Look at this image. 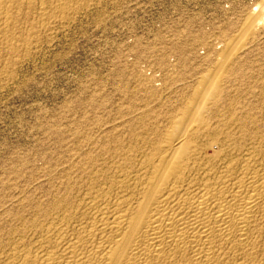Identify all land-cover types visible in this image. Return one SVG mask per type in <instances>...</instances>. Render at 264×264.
<instances>
[{"label":"rangeland","instance_id":"obj_1","mask_svg":"<svg viewBox=\"0 0 264 264\" xmlns=\"http://www.w3.org/2000/svg\"><path fill=\"white\" fill-rule=\"evenodd\" d=\"M40 1L0 37L2 234L79 192L113 141L140 156L157 132L264 124V0Z\"/></svg>","mask_w":264,"mask_h":264},{"label":"bare ground","instance_id":"obj_2","mask_svg":"<svg viewBox=\"0 0 264 264\" xmlns=\"http://www.w3.org/2000/svg\"><path fill=\"white\" fill-rule=\"evenodd\" d=\"M21 1L0 0V37L12 34ZM248 123L157 132L140 156L113 141L110 165L93 155L79 192L64 182V194L0 231V264H264V124Z\"/></svg>","mask_w":264,"mask_h":264}]
</instances>
